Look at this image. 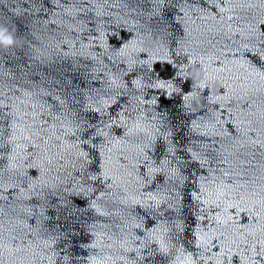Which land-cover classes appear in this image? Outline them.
<instances>
[{"label":"water","instance_id":"95a60500","mask_svg":"<svg viewBox=\"0 0 264 264\" xmlns=\"http://www.w3.org/2000/svg\"><path fill=\"white\" fill-rule=\"evenodd\" d=\"M0 264H264V0H0Z\"/></svg>","mask_w":264,"mask_h":264}]
</instances>
